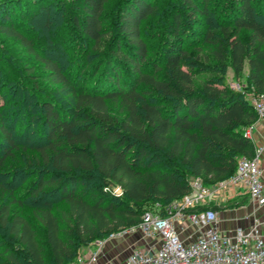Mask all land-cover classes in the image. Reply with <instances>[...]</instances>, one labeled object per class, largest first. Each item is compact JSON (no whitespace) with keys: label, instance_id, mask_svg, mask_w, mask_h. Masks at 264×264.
<instances>
[{"label":"trees","instance_id":"obj_1","mask_svg":"<svg viewBox=\"0 0 264 264\" xmlns=\"http://www.w3.org/2000/svg\"><path fill=\"white\" fill-rule=\"evenodd\" d=\"M109 1L0 0V30L41 61L48 79L72 100L66 107L41 98L48 133L46 144L37 148L43 168H33L39 176L30 188L31 218L14 206L22 203L14 181H8L10 196L0 199V229L5 232L0 264H71L81 248L137 226L155 203L190 193L194 178L216 184L236 171L240 157L256 154L246 131L258 119L249 92L264 93V0H226V25L217 37L205 38L213 41L217 68L228 54L237 76L247 64L249 91L231 87L217 68L205 70L201 59L181 44L166 51V70L161 73L156 64L149 73L151 49L143 21L157 4L120 0L107 26ZM216 1L177 0L173 31L188 23L183 11L197 20ZM54 4L67 8L78 31L94 42L88 70L73 75L62 68L59 57L40 54L13 18L35 17ZM46 51L58 56L62 49L55 43L46 45ZM0 74L5 81L2 70ZM112 105L122 118L114 116ZM2 113L0 106V143L8 145L0 165L16 148ZM205 208L224 207L211 202L194 209Z\"/></svg>","mask_w":264,"mask_h":264},{"label":"rangeland","instance_id":"obj_2","mask_svg":"<svg viewBox=\"0 0 264 264\" xmlns=\"http://www.w3.org/2000/svg\"><path fill=\"white\" fill-rule=\"evenodd\" d=\"M119 2L120 0H110L107 3L104 12L109 16L106 21L107 26L112 25L113 9ZM153 2L157 4L155 13L143 21V34L151 49L149 55L151 64L149 63L150 65L146 68L149 73L153 72L156 64L161 67V73L166 70L164 61L166 51L177 48L181 44L184 49L190 51L192 56L201 59L205 70H221L220 72L227 76L231 87L248 90L247 64L244 66L242 74L237 76L228 54L220 69L217 68L218 60L213 52V41H205L207 34L215 38L226 25L227 20L224 16L228 9L226 0H217L206 15L199 16L197 20L187 9L183 11L188 14V23L183 22L178 33L173 31L170 24L172 23L173 8L179 7L177 0H153ZM18 6L20 5H16L14 10H17ZM58 6L60 5L54 4L48 10H43L37 16L28 19H21L18 14L13 18L22 23L21 28L36 42L40 54L53 58L59 57L65 71L73 75L78 74L82 70H88L86 62L92 59L90 51L94 42L78 31L69 16L70 11ZM257 10L259 12V9ZM19 11L18 9L17 12ZM1 16L0 12V20H4ZM241 33L246 36L248 32L243 29ZM55 43L62 49L61 55L57 56L46 51V45ZM0 70L6 76L5 81L0 80V106L5 124L13 131L16 140V148H12L11 155H8L5 163L0 165V199L9 198L11 185L7 182L13 180V188L19 202L22 203V206L17 203L14 206H18V209L31 218V202L34 197L30 194V188L39 176V174L33 173V168H43L42 157L37 148L46 144L48 133L43 122L44 111L40 105L41 98L47 96L58 105L66 107L72 106V100L66 90L48 79L46 69L41 61L29 53L18 39L7 36L1 30ZM252 92L254 91L249 94ZM248 97L250 96L248 95ZM111 109L114 116L122 118L123 114L120 113L118 107L112 105ZM5 146L8 145L0 143V158L5 155ZM260 159L262 158L260 157ZM206 186L211 189L216 188V184ZM3 187L8 188L9 191H5ZM249 203L250 199L247 197H244L241 203L227 198L220 203L224 207L220 211L226 215L228 211L246 208ZM3 234H5L4 230L0 229V240ZM143 238L144 235L138 230H122L116 235H110L104 239L100 255L108 258L111 251L112 253L116 251L114 264H122L132 250L131 243L128 245L127 242ZM136 246L138 245L136 244ZM96 247L99 246L95 243L92 246L81 248L77 255L89 254Z\"/></svg>","mask_w":264,"mask_h":264},{"label":"built area","instance_id":"obj_3","mask_svg":"<svg viewBox=\"0 0 264 264\" xmlns=\"http://www.w3.org/2000/svg\"><path fill=\"white\" fill-rule=\"evenodd\" d=\"M249 96L258 119L264 120V93L252 92ZM253 128L254 124L246 131L249 137ZM260 153L261 148H256L252 158L240 157L236 171L217 182L214 189L197 177L191 182L190 193L167 204L157 202L147 209L141 222L129 230L140 231L152 246H134L125 264H264V219L255 217L248 226L237 225L222 230L218 226L219 211L194 209L212 201L220 203L222 201L217 202L220 196L243 193H247L256 204L263 205L264 178ZM114 191L121 194V186H116ZM189 226L199 232L192 241H187L180 234ZM103 242L97 240L95 243L99 247L89 254H80L71 264H97Z\"/></svg>","mask_w":264,"mask_h":264},{"label":"crops","instance_id":"obj_4","mask_svg":"<svg viewBox=\"0 0 264 264\" xmlns=\"http://www.w3.org/2000/svg\"><path fill=\"white\" fill-rule=\"evenodd\" d=\"M250 138L254 141L257 148H261L260 157L262 158L261 162L263 166V178H264V120L257 119L255 121L254 128L251 132ZM244 197L250 199L247 193H243L242 195L239 196H233V195L232 196L226 195V197L220 196L217 199V202L224 201V199L226 200L228 198L229 200L232 199L234 201H237L238 203H241V201L244 200ZM219 212H220V216H219L218 226L222 230H228L237 225L248 226L254 221L255 217L264 219V204L258 205L250 199V203L246 205V208H242V209L239 208L236 211H228L226 215L222 214L223 211H219ZM180 234L187 241H192L199 234V232L198 230H196V228L189 226L187 228H184L183 231L181 230ZM127 243L128 245L131 243L130 244L131 248L136 246V244L141 246H152V242L145 237L137 241L131 240L128 241ZM109 255L110 256H108V258L104 257L103 255H100L97 264H114L116 259V257H114L116 255V251L113 253L111 251ZM122 264H125V261H123Z\"/></svg>","mask_w":264,"mask_h":264}]
</instances>
